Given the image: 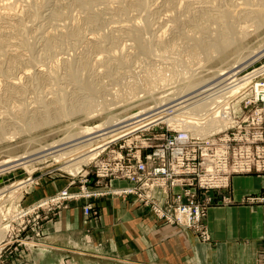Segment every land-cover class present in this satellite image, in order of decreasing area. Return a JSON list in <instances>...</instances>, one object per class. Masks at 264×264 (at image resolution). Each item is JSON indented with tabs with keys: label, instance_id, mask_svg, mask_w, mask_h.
Masks as SVG:
<instances>
[{
	"label": "rangeland",
	"instance_id": "1",
	"mask_svg": "<svg viewBox=\"0 0 264 264\" xmlns=\"http://www.w3.org/2000/svg\"><path fill=\"white\" fill-rule=\"evenodd\" d=\"M0 4V12H12L0 14V44L7 53L0 52V232L4 228L6 233L0 240L4 245L0 264H130L123 260L82 262L61 256L45 237L48 224L71 203L82 205L89 220L97 214L95 201L106 195L135 198L159 223L178 226L198 240L210 242L208 209L232 203L228 194L233 176L264 174V50L259 51L264 48V0H0ZM138 29H142L140 41L134 40ZM219 43L230 45L231 54L235 52L234 57L226 59L228 65L200 49L205 45L218 53ZM146 73L160 77L156 89L146 87ZM208 77L215 86L204 82L211 85L203 91L212 106L200 116L206 120L211 111L228 108L230 112V123L213 132L215 144L211 147L225 148L230 144L240 152V163L250 168L231 166V150L227 186H201L197 173L189 172L181 175L182 185L150 188L154 179L151 172L155 164H161L157 157L160 148L167 146L171 154L169 146L178 134L195 135L196 127L206 122L197 120L200 116H194L193 104L186 105L190 100L184 99L194 95L187 91V83ZM235 86L241 89L232 98L219 96ZM133 87L139 89L138 98H116ZM151 95H156L155 101L143 106ZM181 101L184 103L177 104ZM154 102H158L157 106ZM171 104L185 106L177 110ZM59 111L71 114L35 126V119L46 114L52 117ZM111 115L124 121L118 126L126 123L124 128L133 129L123 131L117 138L111 135L121 129L95 137L115 128L103 129L106 125L102 124L100 131L82 134L83 128H94ZM183 122L187 124L183 126ZM75 131V138L79 134L81 138L72 143L84 140L78 150L111 141L73 173L64 168L65 159L58 153L67 149L59 151L57 148L65 144L57 140L70 139ZM201 159L203 153L199 151L195 163L199 165ZM25 160L27 163L18 164ZM116 181L127 185H115ZM51 183L63 187L40 195L41 188ZM245 201L264 202V195H249ZM178 202L199 207V219L186 225L170 221L156 210L161 206L168 211ZM170 213L176 218L175 211ZM29 241L39 245L31 246ZM100 247L98 244L91 248Z\"/></svg>",
	"mask_w": 264,
	"mask_h": 264
},
{
	"label": "crops",
	"instance_id": "2",
	"mask_svg": "<svg viewBox=\"0 0 264 264\" xmlns=\"http://www.w3.org/2000/svg\"><path fill=\"white\" fill-rule=\"evenodd\" d=\"M114 184L127 185L123 181ZM62 187L51 183L41 188L40 195ZM260 194L264 195V174L233 176L228 194L232 203L208 209L210 242L178 226L159 223L135 198L110 195L95 201L97 214L89 220L82 205L71 203L48 224L45 237L59 255L82 262L264 264V202L245 201L249 195ZM98 244L102 246L98 250L91 248Z\"/></svg>",
	"mask_w": 264,
	"mask_h": 264
},
{
	"label": "built area",
	"instance_id": "3",
	"mask_svg": "<svg viewBox=\"0 0 264 264\" xmlns=\"http://www.w3.org/2000/svg\"><path fill=\"white\" fill-rule=\"evenodd\" d=\"M240 89V87L235 86L231 90L219 94V96L232 98ZM226 103H229V101H226ZM227 109L223 112L219 110L216 112L211 111L206 122L209 120H218L221 123L227 122L228 125L230 123V118H228L230 117V112ZM197 120L202 121L205 119L198 118ZM221 123H218L219 126H221ZM213 132L206 134L208 137H202L196 134V136L194 134H178L169 146L171 147V154H169L167 146L160 148L161 150L158 151L159 155L157 157L160 158L161 164H155L154 172H151L154 179L150 183V188L156 187L159 184H162L164 188L178 184L182 185L184 181L179 182L181 175L189 172L197 173L199 185L201 186H227L229 182L228 175L230 173L228 169V158H231V150L233 152L231 166L240 170L249 169L250 165L240 163V159H242L240 152H235L230 144L225 148L211 147V145L215 144V139L212 138L214 135ZM194 138H197L198 141L192 142L191 139ZM199 151H202L203 159H201L198 165L195 161L198 158ZM204 165H206V168ZM201 166H203L202 171L200 170ZM156 210L161 215H165L170 221L177 220L187 225L195 218L199 219L201 209L199 207L193 208L190 202H178L175 207L171 206L168 211H165L161 206H157ZM172 210L175 211L176 218H172L174 217V214L170 213Z\"/></svg>",
	"mask_w": 264,
	"mask_h": 264
},
{
	"label": "bare ground",
	"instance_id": "4",
	"mask_svg": "<svg viewBox=\"0 0 264 264\" xmlns=\"http://www.w3.org/2000/svg\"><path fill=\"white\" fill-rule=\"evenodd\" d=\"M1 5V4H0ZM9 5V4H8ZM7 5V6H8ZM33 5V4H32ZM6 6V5H5ZM6 7H4V9H5ZM10 8V7H9ZM3 9V8H2ZM3 9V10H4ZM7 9V8H6ZM15 10V9H14ZM2 11V10H1ZM4 14V16H6L5 15V13L6 14H11L12 12H10V10L9 11H2V12H0V14ZM15 13V12H14ZM13 13V14H14ZM18 14V13H17ZM19 15V14H18ZM2 16V15H1ZM7 17H9V16H7ZM6 17V18H7ZM3 17H0V19H2ZM14 18V17H13ZM18 18H19V16H18ZM17 20V19H16ZM9 21V20H8ZM10 23V22H9ZM137 26V25H136ZM140 26V25H139ZM140 27H142V26H140ZM139 27V28H140ZM2 29V28H1ZM8 29V28H7ZM140 29H138V32H136V34L134 35V40H136V41H140L141 40V32H142V29H141V32L139 31ZM51 33V32H50ZM23 36V35H22ZM96 38V37H95ZM94 38V39H95ZM1 46H3L2 44H0V47ZM13 46V45H12ZM233 47V46H232ZM7 48V47H6ZM20 48V47H19ZM216 48H217V50H218V53H212L211 51H210V47L209 46H205V45H203V46H201L200 47V49H201V51L202 52H205L206 54H207V56L208 57H210V56H214V57H217V58H219V59H221V61L222 60H224L225 62H227L226 61V59H228V57H230L231 55L234 57V54H235V52L234 53H232L231 54V50H232V48H231V46L230 45H228V44H226V43H219V44H217L216 45ZM234 48V47H233ZM2 49V47L0 48V50ZM10 49V48H9ZM263 51L264 50V48L262 49H260L259 51ZM261 51V52H262ZM0 52H5V54H7L6 53V49H4V51H3V49L0 51ZM260 52V53H261ZM11 53V52H10ZM264 53V52H263ZM4 53H2V55H3ZM20 54V53H19ZM4 56V55H3ZM9 56V55H8ZM15 56H18V55H15ZM21 55H19V57H20ZM23 56V55H22ZM23 58V57H22ZM215 59V58H214ZM213 59V60H214ZM231 59V58H230ZM208 60V59H207ZM212 60V59H211ZM212 60V61H213ZM232 60H234V59H232ZM33 62V61H32ZM35 62V61H34ZM33 62V63H34ZM38 62V61H37ZM40 62V61H39ZM224 62V63H225ZM32 63V64H33ZM188 63V62H187ZM209 63V62H208ZM234 63H236V62H234ZM181 64V63H180ZM186 64V63H185ZM184 64V62H183V65H185ZM189 64H191V62L189 63ZM229 63L227 62V63H225L224 64V66L225 65H228ZM233 64V63H232ZM237 64V63H236ZM182 65V66H183ZM188 65V64H187ZM42 66V65H41ZM47 66V65H46ZM190 66V65H189ZM191 66H194V65H191ZM223 67V66H222ZM48 68V67H47ZM230 68H232V65L230 66ZM234 68H235V66H234ZM31 69H32V67H31ZM34 69H35V67H34ZM40 69V68H39ZM41 69H42V67H41ZM209 69V68H208ZM211 69V68H210ZM215 69H217V68H215ZM220 69V68H219ZM226 69V68H225ZM227 69H229L228 67H227ZM211 70H213V69H211ZM234 70V69H233ZM232 70V71H233ZM27 71V70H26ZM42 71V70H41ZM196 71V70H195ZM210 71V70H209ZM225 70H223V72H224ZM227 72H228V70H226ZM226 71H225V74H226ZM47 72V71H46ZM197 72V71H196ZM22 73V72H21ZM42 73V72H41ZM50 73V72H49ZM191 73H193V72H191ZM221 73H222V71H221ZM221 73H218V76H219V74L221 75ZM229 73V72H228ZM238 73V72H237ZM25 74V73H24ZM36 74V73H35ZM187 74V73H186ZM224 74V75H225ZM146 75H147V86L146 87H148V88H154V87H157L158 85V83H160V77L159 76H156V73H146ZM229 75V74H228ZM189 77L191 76V75H188ZM193 76V75H192ZM215 76V78H217L216 76L217 75H214ZM214 76H212V77H214ZM223 76V75H222ZM17 77V76H16ZM196 77V76H195ZM194 77V78H195ZM212 77H208V78H206V79H203V80H201V78H198V79H196V80H193L192 82H190L191 84H189V83H187L188 84V88H190V89H186L187 91H190V95H191V93H193L194 95L193 96H190V97H188V98H186V99H184V101H188V100H190V102L189 103H185L186 105H189V104H193L192 106H193V112H194V116L195 115H202L203 113H205L206 111H208V109H210V107L212 106L211 104H210V98L206 101V99L205 98H207L206 97V93L204 92V91H206L207 89H204V87L206 86V87H208L209 85H211V84H209V83H211L212 82V84L214 85V83H213V79H212ZM219 77H221V76H219ZM192 78V77H191ZM214 78V79H215ZM209 79H212L211 80V82H209L210 80ZM217 79H220V78H217ZM224 79V78H223ZM209 80V81H208ZM146 81V80H145ZM209 82V83H207V84H204V82L206 83V82ZM220 81V80H219ZM223 81V80H222ZM217 83V82H216ZM202 84H204V85H202ZM209 84V85H208ZM221 84V83H220ZM14 85V84H13ZM197 85L198 86H200L199 88H194V87H197ZM202 85V86H201ZM213 85H212V87H213ZM225 85V84H224ZM215 86V85H214ZM183 87H187V86H183ZM194 88V89H193ZM210 89H211V86L209 87ZM154 89H156V88H154ZM159 89H161V88H159ZM163 89V88H162ZM181 89V88H180ZM193 89V90H192ZM203 89H204V91H203ZM138 90L139 89H137V88H134L133 87V89H129L128 91H126L125 93H121L120 95L121 96H117L116 98L117 99H120V101L122 100V99H124V98H128V100H133V99H135V98H138L139 97V95L137 94L138 93ZM153 90V89H152ZM185 90V89H184ZM185 90V92L187 93V91ZM173 91H174V89H173ZM176 91V90H175ZM210 91V90H209ZM211 91H212V89H211ZM184 92V93H185ZM201 92H203V94L205 95V96H202L201 94ZM185 93V94H186ZM208 93V92H207ZM209 93H211V92H209ZM148 94V93H147ZM150 94V93H149ZM184 95V94H183ZM189 95V94H188ZM199 95H201V97H199ZM209 95H211V94H208V96ZM155 96L156 95H151V97L150 98H146V101H143V106H145L146 104H148V102L149 103H151L152 101H155ZM180 96V95H179ZM185 97H186V95H185ZM198 97V98H197ZM210 97V96H209ZM214 97L215 96H212L211 98L212 99H214ZM216 97H217V95H216ZM195 99V100H192L191 101V99ZM218 98V97H217ZM211 99V100H212ZM216 99V98H215ZM178 100V99H177ZM170 101H172V100H170ZM214 101V100H213ZM183 101H181V102H178L177 104H181ZM221 102V101H220ZM155 104L156 103H158V102H154ZM167 103V102H166ZM170 103V102H169ZM184 103V102H183ZM213 103V102H212ZM138 104H139V102H138ZM164 104V103H163ZM160 105V104H159ZM165 105V104H164ZM211 105V106H210ZM155 106H157V104L155 105ZM154 106V107H155ZM172 106H175V105H172L171 104V108H172ZM177 106V105H176ZM175 106V107H176ZM185 106V105H184ZM184 106H183V104H182V106H180V107H176V109L177 110H179V109H182V108H184ZM222 106V105H221ZM49 107V106H48ZM160 106H158V108H159ZM187 107V106H186ZM191 107V106H190ZM189 107V108H190ZM152 108V107H151ZM156 109H157V107H156ZM164 109V108H163ZM162 109V110H163ZM169 109V108H168ZM167 109V110H168ZM173 110L172 109V111L173 112H175V111H177V110ZM187 110H188V108H186ZM191 109H192V107L189 109L190 111H191ZM84 110V109H83ZM103 110H105V109H103ZM102 110V111H103ZM154 110V109H153ZM188 110V111H189ZM212 110V109H211ZM211 110H209V111H211ZM35 111V110H34ZM38 111V110H37ZM41 111H42V108H41ZM40 111V112H41ZM46 111V110H45ZM48 111V110H47ZM82 111V110H81ZM97 111V110H96ZM122 111V110H121ZM182 111V110H181ZM191 111V112H192ZM204 111V112H203ZM71 111H59L58 113L56 112V114H55V116H53L52 115V117L50 116V114H46L45 116L43 115L42 117H40V118H37V119H35V122H36V127L37 126H39V125H44V124H46V123H52L53 122V120H56V118H58V117H62V116H65V115H68L69 113H70ZM85 112H86V110H85ZM88 112H91V111H88ZM124 112V111H123ZM126 112V111H125ZM139 112V111H138ZM169 112V111H168ZM191 112H189V113H191ZM202 112V113H201ZM35 113V112H34ZM52 113V112H51ZM77 113V112H76ZM136 113V112H135ZM140 113V112H139ZM208 113V112H207ZM41 114H42V112H41ZM54 114V113H53ZM71 114V113H70ZM69 114V115H70ZM91 113H89L88 115H90ZM112 114V113H111ZM146 114V113H145ZM176 114V113H175ZM186 114H187V112H186ZM210 114V113H209ZM48 115V116H47ZM142 115H144V114H142ZM173 115V114H172ZM188 115V114H187ZM191 115V114H190ZM193 115V114H192ZM191 115V116H192ZM204 115V114H203ZM207 116V115H206ZM205 116V117H206ZM132 117V116H131ZM145 117V116H144ZM168 117V116H167ZM172 117V116H171ZM182 117V116H181ZM186 117H188V116H186ZM200 117H202V116H200ZM200 117H198V118H200ZM86 118H88V117H86ZM163 118V117H162ZM173 118V117H172ZM190 118V117H189ZM204 117H202V119H203ZM208 118V117H207ZM192 119V118H191ZM57 120H61V119H57ZM127 120V119H126ZM141 120V119H140ZM181 120V119H180ZM190 120V119H189ZM104 121V120H103ZM171 121V120H170ZM195 121H196V119H195ZM204 121V120H203ZM206 121V120H205ZM124 121H121V120H118V118H117V116H115V115H111V116H108V118L103 122V123H101V124H99V125H97V126H95L94 128H97L96 130H93V131H90V130H92V129H94V128H90V127H85V128H83L82 126H81V128H83L82 129V134H84V136L85 135H87V134H92L93 132H98V131H100L101 129H99V126H101L102 124L105 126L106 125V127L105 128H103V129H106V128H111V127H115V128H112V129H110V130H106V131H103V132H99L97 135H95V137L96 136H101V135H105L106 133H111V132H113L114 133V131H117V130H119V129H121L120 131H118V132H116V133H114V134H112L111 136H119L120 135V133H122L123 131H126V130H128V129H130V128H132L131 126H128L127 128H124L125 126H127L128 124H126L125 123V125H123L122 124V126H118L119 124H121V123H123ZM174 122V121H173ZM175 122H177V121H175ZM185 122V121H184ZM183 122V123H184ZM136 123V122H135ZM139 123V122H138ZM193 123V122H192ZM195 123V122H194ZM200 123V122H199ZM218 123H221L220 121H218V120H209V121H207V122H205L203 125H201V126H198V127H196L197 129H195V134L196 135H199V136H206V134H208V133H210V132H213L214 130H217V129H219L220 127H223V126H225V125H227V122H225V123H223L222 122V124H221V126H219V124ZM179 124H181V123H179ZM187 123H184L183 124V126L184 125H186ZM191 124V123H190ZM201 124V123H200ZM199 125V124H198ZM40 127H42V126H40ZM32 127H29L28 129H31ZM39 128V127H38ZM190 128H192V127H190ZM99 129V130H98ZM133 129V128H132ZM187 129V128H186ZM188 130V129H187ZM189 132V131H188ZM2 133V132H1ZM1 133H0V136H1ZM68 133V132H67ZM66 133V135H68ZM75 133H77V131H75V132H73V134H72V138L74 137V139H72L71 138V136L69 137L70 139H68V137H65V138H67V139H65V140H68V141H65L64 140V138L63 139H61V140H57L58 142L60 141H64V143H60L59 142V144H65V146H61V148H57L59 151L61 150H63V149H67L66 151H63V152H60V153H58V155H60V156H63L62 158L63 159H65V161H64V163L66 164H64L65 166H64V168H67L68 170H70L71 172H73V173H75L76 171H78L80 168H81V165L82 164H85V163H88V161L90 160V159H92V158H94L99 152H100V150L102 149V147H104V144H105V142L103 143V144H100V145H98V146H96V147H94V148H91V146L90 147H86V148H80L79 150H78V148H79V145L78 144H81V143H84L83 141L84 140H78V142H76V143H72V141H75V139H78L79 138V136H80V134L78 135V138H75V137H77V136H75L76 134ZM78 133H80V132H78ZM21 134H23V133H21ZM75 134V135H74ZM2 135H3V133H2ZM10 135V134H9ZM74 135V136H73ZM69 136V135H68ZM88 136V135H87ZM10 137V136H9ZM15 137H16V135H15ZM5 138V137H4ZM80 138H81V136H80ZM90 138H91V135H90ZM103 138V137H102ZM115 138H117V137H115ZM58 139H60V138H58ZM85 139H87L86 137H85ZM88 139H89V137H88ZM87 139V140H88ZM93 139V138H92ZM107 138H104L103 140H106ZM90 140V139H89ZM108 140V139H107ZM57 141H56V143H57ZM77 141V140H76ZM93 141V140H92ZM109 141H111V140H109ZM109 141H106V143L108 144V142ZM30 142V141H29ZM52 142H55V140L54 141H52ZM52 142H50L49 144H50V147H51V145H53V144H51ZM71 142V143H70ZM55 143V144H56ZM67 143H69V144H67ZM48 144V143H47ZM47 144H45V145H47ZM48 144V145H49ZM59 144H56V145H59ZM67 144V145H66ZM86 144V143H85ZM90 144V143H89ZM107 144H105V145H107ZM77 145V146H76ZM82 145V144H81ZM87 146H88V144H87ZM49 147V148H50ZM53 147V146H52ZM51 147V148H52ZM37 148H39V147H37ZM41 148H43V146H41ZM48 148V149H49ZM50 148V149H51ZM43 149H45V148H43ZM53 149H54V147H53ZM56 149V148H55ZM54 149V150H55ZM38 150H41V149H38ZM53 150V151H54ZM58 150H56V152L58 151ZM32 151V150H31ZM46 151V150H45ZM49 151V150H48ZM28 152V151H27ZM51 152V151H50ZM28 153H30V152H28ZM41 153V152H40ZM45 154V153H44ZM51 154H53L52 152H51ZM22 155V154H21ZM26 155V154H25ZM24 155V156H25ZM34 155H36V153L34 154ZM41 156H42V154H40ZM47 155H49L48 153H47ZM37 156V155H36ZM44 156V155H43ZM60 156H58V157H60ZM65 156V157H64ZM23 157V156H22ZM21 157V158H22ZM29 157H31V156H29ZM39 157V156H38ZM21 158H17L16 159V161L18 160H22ZM32 158V157H31ZM12 159V158H11ZM23 159H25V157L23 158ZM36 159V158H35ZM39 159V158H38ZM62 159V160H63ZM10 160V159H9ZM4 161H6V160H4ZM4 161H3V163H4ZM13 161H15V160H13ZM26 162V160L25 161H23V162H19L18 164H22V163H25ZM1 163H2V161H1ZM11 163V162H10ZM27 163V162H26ZM5 164H8V161H6L5 162ZM4 167V166H3ZM9 168V167H8ZM2 168L0 169V172H2ZM22 183V182H21ZM24 183V182H23ZM17 185V184H16ZM15 187V186H14ZM13 188V187H12ZM14 189H16V188H14ZM2 192V191H1ZM12 195V194H11ZM61 199V198H60ZM6 231H8V230H6ZM4 235H6V233H5V230H4V228H3V230H2V232H0V240H2L3 239V237H4ZM31 246H35V244L37 243V242H28ZM7 244V243H6ZM42 244V243H41ZM36 245H39V244H36ZM4 245H2L1 243H0V249H3L2 247H3ZM43 246H48V245H43Z\"/></svg>",
	"mask_w": 264,
	"mask_h": 264
},
{
	"label": "water",
	"instance_id": "5",
	"mask_svg": "<svg viewBox=\"0 0 264 264\" xmlns=\"http://www.w3.org/2000/svg\"><path fill=\"white\" fill-rule=\"evenodd\" d=\"M70 255V254H69Z\"/></svg>",
	"mask_w": 264,
	"mask_h": 264
}]
</instances>
